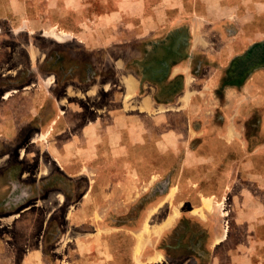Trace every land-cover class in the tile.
Listing matches in <instances>:
<instances>
[{"label": "rangeland", "instance_id": "obj_1", "mask_svg": "<svg viewBox=\"0 0 264 264\" xmlns=\"http://www.w3.org/2000/svg\"><path fill=\"white\" fill-rule=\"evenodd\" d=\"M60 1L66 6L26 9L30 28L18 35L26 44L30 43V50L34 48L32 42L42 48L45 68L56 72L59 82L70 78L88 80L98 72L97 55L101 63L104 61L108 76L112 74L113 60L115 64L124 62L122 68L127 63L135 64L133 59L139 67L144 66L142 56L153 50L156 42L147 37L148 33L161 28L160 22L152 23L160 16V8L155 4L163 1L170 7L165 11L169 17L201 14L217 15L218 21L221 17L232 18L235 22L193 25L202 39L196 43L201 52L194 57V67L199 70L194 74H208L203 69H207L205 65L210 59L209 31L216 28L218 36L211 46L220 59L226 48L233 50L228 62L233 83L240 82L251 71V87L264 93V17L259 23L245 25L238 19L255 9L233 4L228 7L226 3L222 7L194 9L188 6L189 0L185 7L181 5L183 0ZM145 1L154 6L145 5ZM259 12L264 16V8ZM14 19L18 18L10 15L9 19H0V37L15 35ZM242 28L248 32V38L242 34ZM168 29L176 31L170 45L181 49L188 44L184 28L168 23ZM255 31H260V42L248 47L256 41ZM129 33L140 37L124 39ZM146 64L151 67V62ZM156 65L157 72L164 73L166 64ZM30 76L32 72H27L25 78ZM263 118L264 105L247 126L238 127L234 121L231 135L238 144L233 146V158L227 169L208 175L206 179L212 183L199 181L190 150L198 142L194 136L175 139L154 136L152 152L146 151L152 162L142 160L140 155L145 152L140 153L138 147L131 153L133 166L129 173L133 182L129 184L104 182L105 176L99 178V183L87 184L82 182L84 177L70 180L63 171H56L45 178L17 180L3 206L21 209L40 204L50 190L67 197L66 203L55 210L52 227L55 222L56 226L43 233L44 253L54 257L56 264H82L80 245L98 236L111 244L105 252L108 263L114 256L121 264H264V138L260 133ZM27 140L26 133L9 140L0 139V148L5 151L24 145ZM19 169L14 164L6 173H17ZM115 172L120 174L118 167ZM138 242L143 246L135 258ZM97 245L92 250L95 255ZM95 255L91 259L96 262Z\"/></svg>", "mask_w": 264, "mask_h": 264}, {"label": "crops", "instance_id": "obj_2", "mask_svg": "<svg viewBox=\"0 0 264 264\" xmlns=\"http://www.w3.org/2000/svg\"><path fill=\"white\" fill-rule=\"evenodd\" d=\"M185 3L183 0L181 5L187 6ZM223 3L228 7L233 4L255 9L238 17L242 25L259 23L264 17L259 12L264 8L260 0L233 3L189 0L188 6L199 9L209 5L222 7ZM153 4L145 1L147 6L153 7ZM157 5L160 16L152 23L160 22L161 28L145 33L156 42L153 50L142 56L144 66L139 67L133 59L135 64L127 63L122 68L124 62L115 64L113 60L112 74L108 76L104 61L101 63L97 55L98 72L88 80L70 78L59 82L56 72L45 68L42 48L32 42L34 48L30 50V43L26 44L18 35L30 28L26 9H56L66 4L60 0H0V19H9L10 15L18 18L14 19L15 35L0 37V139L9 140L25 133L28 136L24 145L5 151L0 148L3 151L0 154V264H56L54 257L44 253L43 233L56 226L55 222L52 227L56 221L55 210L66 203L67 197L50 190L40 204L21 209L3 206L17 180L45 178L63 171L70 180L84 177L82 182L87 184L99 183V178L104 176V182L129 184L133 182L129 173L133 166L131 153L138 147L140 153L145 152L140 155L142 160L152 162L146 151L152 152L154 136L161 139L194 136L198 142L190 150L200 182L212 183L206 179L210 173L227 169L233 158V146L238 144L231 135L234 121L238 127L247 126L253 114L263 108L264 93L251 87V71L246 72L240 82L233 83L228 63L233 50L226 48L220 59L211 46V41L218 36L216 28L209 31L207 56L210 59L205 65L207 69H203L208 74H194L199 71L194 67V57L201 52L196 43L202 39L193 25L235 21L228 17L218 21L217 15L201 14L169 17L165 12L169 5L163 1ZM19 19L22 22L17 24ZM168 23L187 31L189 41L184 48L170 45L176 31L168 29ZM259 33L255 31L256 41L248 47L260 42ZM242 34L248 38L243 28ZM138 37L129 33L123 38ZM149 62L151 67L146 64ZM159 63L166 64L164 73L157 72ZM27 72H32V76L25 78ZM254 72L255 69L252 74ZM260 133L264 138V118L260 122ZM14 164H18L19 171L6 173ZM62 238L63 234L60 242ZM95 243L100 245H97V255L93 252ZM138 243L135 258L143 246ZM109 247L111 244L103 237L98 236L91 242L87 239L80 245L82 264H121L114 256L107 262L105 252ZM93 255L96 262L91 259Z\"/></svg>", "mask_w": 264, "mask_h": 264}]
</instances>
